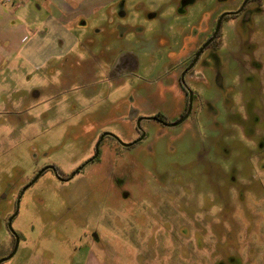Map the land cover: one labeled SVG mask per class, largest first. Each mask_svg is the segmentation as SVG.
<instances>
[{
	"label": "rangeland",
	"instance_id": "obj_1",
	"mask_svg": "<svg viewBox=\"0 0 264 264\" xmlns=\"http://www.w3.org/2000/svg\"><path fill=\"white\" fill-rule=\"evenodd\" d=\"M123 1L125 6H119L121 0L112 14L83 16L87 27L72 31L80 37V45L68 57L47 65L42 60L47 52L63 46L65 31L49 21L60 16L58 0H0V256L13 251L7 222L34 165L53 162L69 173L90 155V141L101 132L114 133L124 142L136 138V125L124 120L133 93L139 96L136 106L142 115L161 113L169 123L180 118L185 97L177 65L201 46L219 12L230 7L221 0ZM108 16L109 22H103ZM16 23L29 31L13 28ZM224 26L225 45L234 35L243 43L240 50L248 46L264 56V15L249 24L227 21ZM231 52L224 46L214 57L208 50L193 71L197 82L187 78L197 97L185 123L163 127L155 121L142 122L147 137L129 155H138L142 164L154 169L145 172L147 189L138 190L135 204L122 200L115 183L95 165L66 184L47 173L21 199L12 223L20 242L15 255L3 264H179L191 256L182 247H197L194 238L178 234L183 223H169L178 226L180 236L174 238L154 220L141 219L142 206L152 209L157 219L171 214L167 204H174L173 196L157 191L173 187L176 176L183 181L180 187L190 188L185 201L193 200L194 211L203 203L202 192L215 194L227 181L251 189L242 220H233L230 228V219L218 222L222 206L210 200L214 234L228 235L225 241L207 233L202 245L212 252L218 241L217 255L226 246L234 256L237 250L228 242L242 241L238 254L243 263L264 264V57L258 62L261 70L251 75L243 72L251 62L244 63L236 50ZM128 62L131 66L124 70H113L116 63ZM122 74L127 75L119 81L122 90H117L114 78ZM123 91L126 96L121 98L118 93ZM142 175L135 176V189L140 188ZM251 225L255 229L249 233ZM255 230L259 237L252 238ZM188 231L194 235L191 223ZM255 240L259 259H250L246 246ZM160 248L165 249L159 255ZM193 253L196 264L212 261V253L209 256L205 249Z\"/></svg>",
	"mask_w": 264,
	"mask_h": 264
},
{
	"label": "flooded vegetation",
	"instance_id": "obj_2",
	"mask_svg": "<svg viewBox=\"0 0 264 264\" xmlns=\"http://www.w3.org/2000/svg\"><path fill=\"white\" fill-rule=\"evenodd\" d=\"M120 1L121 0L115 1L116 3L114 4V9L110 14L116 11V9L118 8V7L116 8V5ZM221 2L226 3V4L229 3L230 7L226 10L219 12V15L217 16L214 22V26L211 30V33L204 40L201 46L197 48L196 51L191 53L188 56V58L184 60L183 63H181L180 65H177L178 67L177 70L179 71V69H181L180 74L178 76V80H179L180 87L182 88V91L184 93V97H185L184 104H183L184 107H183L182 113L180 114V118L176 122L169 123L166 121V119L161 113L153 114L149 116L142 115L143 110H141V108H138L136 106V100L139 98V96L133 93L129 97L131 105L129 106L130 108H127V112L124 115L125 117L124 120H129L130 122L136 125V130L138 133L137 137L134 139H130L129 142H124L114 133L107 132V131L101 132L95 140L90 141L91 143V146L89 149L90 155H88V157L80 161V163L69 173L61 171V168L53 162H45V163H42L41 165L39 164L34 165V168H32L34 169L33 174L31 175L30 179L20 189L19 195L15 201L14 214L8 219V222H7V226L9 229H10L9 227L10 219L13 218L14 220L15 217L18 215L20 202L25 192L29 190L31 187H33L35 183H37V181H39V179L47 173H51L53 177H55V179L59 181L60 183L66 184L74 180L81 173H83V171H85V169H87V167H89L90 165H95L96 168L103 169V172L109 178L111 183L113 182L115 183L114 189H118V195L121 196L122 200H127V201L131 200L135 204V202L137 201L136 195H138L137 194L138 190L141 189L140 192L142 191L145 192V190L147 189V178L145 179V177L147 176L146 175L147 171L149 174V172H151L150 170L154 169V167H150V165L142 164L143 160L138 159L139 158L138 155H129L130 149L133 147L135 148L137 145H140L147 137V132L142 129L141 124L143 121L149 120V121H155L161 124L163 127H175V126L185 123L189 119V117H191L194 111V100L197 97V95L194 92L193 87L189 85L187 78L189 77V79L191 78L192 81H196L193 71L195 67L197 66L201 57L206 52H208V50H213V53H212L213 55L211 56L216 57L217 56L216 52L223 49L224 46L227 49L231 47L232 52L229 53V55H232L233 52H235L236 50L235 53L241 55L244 63L251 62L246 68L243 67L244 73L253 75V72H255L257 69L261 70V67L258 66V62H260V60L262 61L264 56L261 55V53L257 54L255 50L253 51L249 50L248 46H246L243 50H240L241 48H243V43L240 42L239 39H236L234 35H233V38L231 39V42L228 45H225L224 42L226 39H224L223 31L225 29L224 24L227 21L229 22L236 21L237 23H241V24H249L250 22H252L253 19H256V21H258L260 15H264V0H239V1L221 0ZM119 6H122V7L125 6V3L123 0H122L121 5ZM120 14L123 16L125 15L123 12H121ZM153 17L154 16H151V18ZM107 21L106 23L109 22ZM110 21L112 22L113 19H111ZM211 56L209 55V57ZM128 66H131L130 62L125 63V64L116 63L113 67V70L121 71V68L122 70H124V67H128ZM126 75L122 74L114 78L115 81L118 82L116 83L117 90H122L123 83L120 84L119 81H121V79H124ZM132 89L135 90V88H132ZM125 93H126L125 91L120 92L118 93V96L123 98L124 96H126ZM263 145H264V141H263ZM43 154L48 155L47 152H43ZM157 172L158 171L156 170L155 173ZM39 173H41L40 176L38 177L36 182L32 184V181L36 178V176ZM73 173H75V175L71 178ZM137 173L144 174V175L140 176L141 182L138 185L140 186V188L135 189L134 182H135V176L137 175ZM176 179H177L176 184L173 185V187L171 185L165 186L164 187L165 189L157 191V195H161V193H165L166 195L173 196L174 199H171V201L172 202L174 201V204L173 205L171 203L167 204V206H170L171 208V214L170 215L161 214L159 215L158 217L159 220H158L157 215L152 211V209L150 208L145 209V207L142 206L143 215L141 219L154 220L158 225H160L161 231L164 234L169 235L170 237L176 238L180 236L178 234H182L181 237H186V238L192 237L195 239V242L197 243L196 244L197 247H194V249L191 246H184L182 247V249H180L181 247L178 248L182 251L185 249L186 251L191 252V256L190 257L187 256L185 259H181L179 264H196L195 260H197V256L193 252L201 251L202 249L207 250V253L209 254V256H210V253L213 254V255L211 254L210 256V260L212 261L207 262L208 264H244L243 263L244 258H242L241 254H238V250L243 249L242 246L238 245L242 243V241H239V242L236 241L234 244H231L230 242H228L229 245H232L233 249L237 250L235 251L236 255L233 256L232 253L228 251L229 249L228 250L226 249V246H222L223 254L217 255L218 253H216L217 250L215 251V249H218L219 242L218 241L216 242L218 246H216V243H215V248L211 252L212 249L210 246L202 245L203 244L202 237H204L207 233H210L211 235H214L217 238L219 236V233L214 234L215 230L211 228L212 223L210 222V219H209L211 199L217 201L222 206V209L220 213L218 214V217H219L218 222H226L227 219H230V221L227 224V227L230 228L233 220L238 223H240V221L242 220V218H240V214H242L243 208L244 209L248 208L247 206H244V203H245L246 196L252 195V190L247 189L245 185L242 183L238 184V182L236 181H233V182L227 181L223 186L221 185L220 187L218 186L216 188L215 194L214 192H211V191L209 192V190L206 191L205 193L202 192L201 196H202L203 203L199 209L194 211L192 207L193 200L191 203H187L185 201L186 200L185 198H187V196L189 195L190 188L188 186L180 187L183 181H180L179 176H176ZM143 183H145L144 184L145 186H143ZM211 196H214V197L211 198ZM161 205L163 206V204ZM237 205H240L242 208H240L239 210L237 208L238 207ZM159 208L160 207H156L155 210H158ZM160 211L162 212V208H160ZM16 212L18 213L15 216ZM134 214H135V211H131L130 213L131 218H133L132 216H134ZM13 220H12V223H13ZM174 220H179L180 222L183 223V228L181 229L180 232L179 230L178 231L176 230L178 226L175 227L174 224L169 225V223H171L172 221L174 223ZM131 221L132 220H130L129 223ZM141 221L147 222V220L145 221L141 220ZM260 222H261V218L259 215L258 223L256 226H254L256 229H259ZM262 222H263V219H262ZM189 223H191L194 226V235L188 231ZM254 227H252L251 225L248 228V232L249 233L253 232L255 229ZM10 231L13 234L14 245L12 248L14 250V247L16 244V234L13 233L11 229ZM161 231L158 234H160ZM255 231L256 233L255 235L252 236V238L259 237L258 230H255ZM141 232H143L142 234H146L148 232L147 227H143V230H141ZM176 232H179V233L177 234ZM226 235L228 234H223V235H220L219 237L220 238L224 237V240H225ZM94 237L97 243L100 242L99 236L96 233ZM245 239H248V238H245ZM220 241L222 240L220 239ZM248 243H249V246H246V247L248 248L249 258L259 259L258 258L259 252L257 250L258 248L256 247L257 241L256 240L254 242L249 241ZM161 249L164 250L165 248H160L159 255L162 253ZM12 253L13 251L8 256H0V264H3L6 261L10 260L13 256L9 259L7 258L10 257ZM174 255H175V252H174ZM4 259H7V260L2 261ZM248 264H254V262H252L251 260L248 262Z\"/></svg>",
	"mask_w": 264,
	"mask_h": 264
},
{
	"label": "crops",
	"instance_id": "obj_3",
	"mask_svg": "<svg viewBox=\"0 0 264 264\" xmlns=\"http://www.w3.org/2000/svg\"><path fill=\"white\" fill-rule=\"evenodd\" d=\"M71 1L74 2L78 1L80 7L72 8L70 5L74 4V2L67 3L64 0H58L59 3L56 11L57 13H59L60 16L49 18V21L52 20L54 24H56L60 29L65 31V34L62 36L63 40L60 42V44H62L63 46H57L56 48H54L53 51L51 52L48 51L47 54L42 58L44 64L48 65L52 60H61L63 58L68 57L71 53L75 51L76 46L80 45L81 43L80 37L77 34L75 36L74 33L78 27L80 28L87 27V22L83 20V16L85 18H89L97 12H102L106 15H109L113 11L114 4L116 3L115 2L116 0H71ZM79 19L81 20L79 21ZM108 19L109 16L103 22H106ZM13 28L17 30L20 29V31L22 30H26L27 32L29 31L23 24L20 23H16L13 26ZM20 42L22 43V40ZM14 57L15 55H11V58ZM2 58L3 56L0 55V61L2 60Z\"/></svg>",
	"mask_w": 264,
	"mask_h": 264
},
{
	"label": "water",
	"instance_id": "obj_4",
	"mask_svg": "<svg viewBox=\"0 0 264 264\" xmlns=\"http://www.w3.org/2000/svg\"><path fill=\"white\" fill-rule=\"evenodd\" d=\"M40 174H41V173H39V174L36 176V178L32 181V184H33L34 182H36V180L38 179V177L40 176ZM74 175H75V173L72 174L71 178H72ZM30 185H31V184H30ZM30 185H29V186H30ZM29 186H28V187H29ZM26 188H27V187H26ZM17 213H18V212H16L15 216L17 215ZM12 220H13V218L10 219L9 227H10V229L12 230V232L15 233V231L13 230V227H12ZM15 234H16V233H15ZM19 242H20V239H19L18 235L16 234V244H15V247H14L13 253H12V255H11L10 257H8L7 259H9V258H11L12 256L15 255V253H16V251H17V249H18ZM7 259H4V260H2V261H5V260H7Z\"/></svg>",
	"mask_w": 264,
	"mask_h": 264
}]
</instances>
